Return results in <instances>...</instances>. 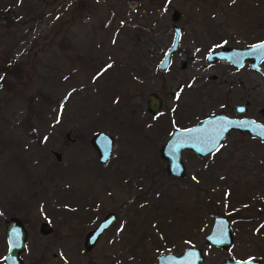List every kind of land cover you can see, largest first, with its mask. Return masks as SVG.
<instances>
[{
	"label": "rangeland",
	"instance_id": "rangeland-1",
	"mask_svg": "<svg viewBox=\"0 0 264 264\" xmlns=\"http://www.w3.org/2000/svg\"><path fill=\"white\" fill-rule=\"evenodd\" d=\"M173 25L178 47L161 71ZM263 39L264 0H0V264L9 217L26 231L24 264H155L188 246L201 264L264 263V143L231 130L210 154L183 151V178L158 156L174 128L233 115L234 103L264 123V76L205 59ZM149 92L162 100L155 116ZM99 131L112 137L104 163L89 143ZM215 215L229 221L225 249L203 240Z\"/></svg>",
	"mask_w": 264,
	"mask_h": 264
},
{
	"label": "water",
	"instance_id": "water-1",
	"mask_svg": "<svg viewBox=\"0 0 264 264\" xmlns=\"http://www.w3.org/2000/svg\"><path fill=\"white\" fill-rule=\"evenodd\" d=\"M172 41L168 49L164 52L157 67L159 70H165L170 61L171 55L178 47L180 37L179 29L172 26ZM261 46V47H257ZM207 62L215 60L225 61L233 67H241L245 61H249V67L264 76V69L260 66L264 60V40L241 47H220L215 51L207 53L205 56ZM183 63H180L182 66ZM169 94L173 95L177 91V86H169ZM145 111L151 115H157L161 110L162 100L154 92L146 94ZM234 115L243 114L245 107L243 104L234 103L231 106ZM254 122V123H251ZM187 129H200L199 138H192L185 132ZM231 130L240 133H246L250 137L259 139L264 143V123L253 120L252 118H234L217 113L210 114L200 119L194 125L187 128H174L165 142L158 149V156L165 163V172L174 177H184V166L181 160L183 151H191L198 157L205 156L213 152L222 141V139ZM89 143L97 155L99 163H104L111 152L112 137L103 131L94 133L89 139ZM55 159L60 160V154L52 153ZM115 220V214L108 212L95 224V226L85 233L82 246L85 251L90 250L96 243L99 235L107 229ZM51 227L48 223H40L38 231L40 234L49 233ZM4 237L6 251L2 257L3 264H24L19 254L25 249L26 231L22 223L15 217H9L4 222ZM232 241L231 229L228 219L225 216L216 215L213 217L211 227L204 237L206 245L225 249L230 246ZM203 254L200 248L188 246L178 254L161 253L156 256L155 264H201ZM262 264L258 259L238 260L224 257L220 264Z\"/></svg>",
	"mask_w": 264,
	"mask_h": 264
},
{
	"label": "flooded vegetation",
	"instance_id": "flooded-vegetation-1",
	"mask_svg": "<svg viewBox=\"0 0 264 264\" xmlns=\"http://www.w3.org/2000/svg\"><path fill=\"white\" fill-rule=\"evenodd\" d=\"M241 47V46H240ZM219 61V60H218ZM221 62H224L225 64H227V65H229L231 68H233L234 70H236V69H241L244 65H246L248 68H250L249 67V61H245L243 64H242V66L241 67H239V68H237V67H233L232 65H230V64H228V63H226L225 61H221ZM209 63H211V62H209ZM250 70L251 71H253V72H256L255 70H252L251 68H250ZM256 73H258V72H256ZM259 74V73H258ZM210 79H214V75H212L211 77H210ZM240 85H242V81L239 83ZM241 104V103H240ZM244 105V107H245V111H244V113L245 112H248V108L246 107V105H247V101H245V103L243 104ZM230 111H231V107H230ZM232 112V111H231ZM218 113H221V114H224V115H227V116H229V117H234V118H237V119H240V118H251V117H249V116H247L246 114H238V115H229V114H227V113H223V112H218ZM213 114H217V113H213ZM262 203H257L256 205L258 206V207H260V205H261ZM262 206H263V204H262ZM264 207V206H263ZM112 213H114V212H112ZM115 214V213H114ZM105 215V214H104ZM102 218V217H101ZM98 222V221H97ZM210 227H211V225H210ZM230 227V226H229ZM210 229V228H209ZM231 229V228H230ZM209 231V230H208ZM208 233V232H207ZM206 233V234H207ZM206 235H204L203 236V240H204V237H205ZM231 236H232V234H231ZM206 245V244H205ZM206 246H208V247H213V248H217V247H214V246H210V245H206ZM217 249H222V248H217ZM225 257H227V256H225ZM224 258V257H223ZM222 258V259H223ZM230 258V257H229ZM235 259V258H234ZM247 259H257V258H247ZM155 260H156V258H155ZM238 260H240V259H238ZM241 260H246V259H241ZM258 260H260V259H258ZM222 261V260H221ZM261 261V260H260ZM221 263V262H220ZM219 263V264H220ZM261 263L262 264H264L262 261H261Z\"/></svg>",
	"mask_w": 264,
	"mask_h": 264
},
{
	"label": "snow or ice",
	"instance_id": "snow-or-ice-1",
	"mask_svg": "<svg viewBox=\"0 0 264 264\" xmlns=\"http://www.w3.org/2000/svg\"><path fill=\"white\" fill-rule=\"evenodd\" d=\"M257 47H261V46H257ZM109 67H111V65H109ZM251 123H254V122H251ZM186 133H188L190 136H192V138H199V133L202 132V130L200 129H187L185 130ZM218 150V149H217ZM250 264V262H249Z\"/></svg>",
	"mask_w": 264,
	"mask_h": 264
},
{
	"label": "trees",
	"instance_id": "trees-1",
	"mask_svg": "<svg viewBox=\"0 0 264 264\" xmlns=\"http://www.w3.org/2000/svg\"><path fill=\"white\" fill-rule=\"evenodd\" d=\"M9 64H10V62H9ZM6 66H9V65H6Z\"/></svg>",
	"mask_w": 264,
	"mask_h": 264
}]
</instances>
